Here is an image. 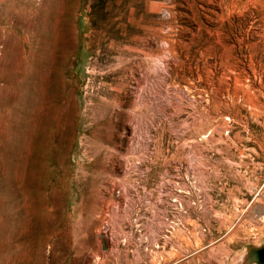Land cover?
Instances as JSON below:
<instances>
[{"label": "rangeland", "instance_id": "1", "mask_svg": "<svg viewBox=\"0 0 264 264\" xmlns=\"http://www.w3.org/2000/svg\"><path fill=\"white\" fill-rule=\"evenodd\" d=\"M263 244L264 0H0V264Z\"/></svg>", "mask_w": 264, "mask_h": 264}, {"label": "bare ground", "instance_id": "2", "mask_svg": "<svg viewBox=\"0 0 264 264\" xmlns=\"http://www.w3.org/2000/svg\"><path fill=\"white\" fill-rule=\"evenodd\" d=\"M114 196L116 198H119L120 197L117 194H115ZM109 228H110L109 227V224L106 223V225L103 227V230L98 233V236L100 238V244L103 245L104 247H109L110 245H112V238L110 237Z\"/></svg>", "mask_w": 264, "mask_h": 264}, {"label": "water", "instance_id": "3", "mask_svg": "<svg viewBox=\"0 0 264 264\" xmlns=\"http://www.w3.org/2000/svg\"><path fill=\"white\" fill-rule=\"evenodd\" d=\"M250 258L259 264H264V244L250 249Z\"/></svg>", "mask_w": 264, "mask_h": 264}]
</instances>
